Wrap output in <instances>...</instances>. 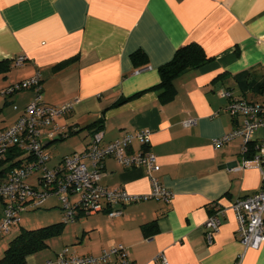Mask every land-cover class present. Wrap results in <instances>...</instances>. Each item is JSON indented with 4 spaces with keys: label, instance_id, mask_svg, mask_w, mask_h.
Segmentation results:
<instances>
[{
    "label": "crops",
    "instance_id": "obj_1",
    "mask_svg": "<svg viewBox=\"0 0 264 264\" xmlns=\"http://www.w3.org/2000/svg\"><path fill=\"white\" fill-rule=\"evenodd\" d=\"M187 44L198 45L210 61L177 77L175 95L165 101L156 89L158 68ZM135 54L141 56L136 66ZM19 57L25 61L15 67ZM0 71V90L38 74L45 105L72 104L54 120L60 131L52 139L42 137L48 169L86 150L99 126L102 145L149 130V149L159 167L154 177L173 195L168 203L124 206L113 219L106 212L79 213L24 264H55L64 248L97 257L118 245L135 264H159L153 261L158 254L168 264H264V245L243 248L230 209L236 200L260 191L258 164L249 155L243 170H232L241 162L240 139L213 146L242 122L224 112L229 100L222 92L264 101V0H0ZM33 98L32 90L0 95V114L15 110L0 130L12 126ZM189 116L196 125L182 127ZM140 149L134 142L128 153ZM86 166L92 169L88 161ZM99 170L100 184L108 189L133 196L151 190L142 168L106 158ZM51 199L40 209L60 211ZM213 206L223 208L225 216L208 244L203 224ZM48 225L23 229L18 224L14 237L20 230Z\"/></svg>",
    "mask_w": 264,
    "mask_h": 264
},
{
    "label": "built area",
    "instance_id": "obj_2",
    "mask_svg": "<svg viewBox=\"0 0 264 264\" xmlns=\"http://www.w3.org/2000/svg\"><path fill=\"white\" fill-rule=\"evenodd\" d=\"M25 61L24 57L15 59L14 66L19 67ZM32 90L34 98L27 104L22 115L10 127L0 130V166L11 152H20L11 162L19 165L6 173L0 174V202L2 216L0 219V238L9 229L19 224V215L29 210L40 208L49 198L58 202L64 224L76 221L79 213L86 216L106 212L109 219L122 214V207L150 200L171 201L172 193L162 186L154 174L159 171L155 156L151 153L149 130L128 133L120 139L102 145V132L96 131L89 147L81 153L64 157L53 169L47 168L49 156L44 151L42 137L52 139L60 129L54 120L68 113L72 104L61 106L45 105L41 98L40 77L32 78L0 90L2 97L11 96L17 92ZM221 96L229 100L224 112L231 117H239L242 122L230 133L214 140V148H219L229 142L240 139L241 162L232 168L241 171L245 167L247 156L258 164L261 176L259 192L240 198L230 206L238 225V239L243 248L258 249L264 245V101L249 102L234 99L230 92L224 91ZM197 123L195 118L187 117L181 122L182 127L189 128ZM261 132L259 139L254 134ZM140 146L137 153H128L132 144ZM252 153H249V150ZM106 158L114 159L125 168H142L147 174L151 190L146 195L133 196L122 189H108L100 184L101 163ZM86 161L92 169L88 170ZM5 167H0L3 170ZM34 176L35 182L26 181ZM213 210L203 224L204 236L211 243L225 216V210L213 206ZM153 261L168 264L163 254L155 256ZM46 264H50L47 262ZM55 264H135L129 260L125 249L115 246L102 252L100 256H78L64 248L56 255Z\"/></svg>",
    "mask_w": 264,
    "mask_h": 264
},
{
    "label": "trees",
    "instance_id": "obj_3",
    "mask_svg": "<svg viewBox=\"0 0 264 264\" xmlns=\"http://www.w3.org/2000/svg\"><path fill=\"white\" fill-rule=\"evenodd\" d=\"M140 57L139 54L132 56V62L135 66ZM209 61L210 59L206 57L203 50L196 44H187L177 49L172 59L158 68L160 83L156 89L159 91V98L165 101L172 99L175 95L173 81L183 73L198 69ZM97 125H100V121ZM94 126L96 124L90 127ZM100 128L99 126L96 131L100 130ZM249 153H252L251 149ZM20 155V152H11L10 155L8 154L6 161H10V163L3 170H0V174L17 167L19 165L18 161H11L14 157L17 158ZM64 226L65 224L60 222L34 230H20L18 235L8 243L0 259V264H24L27 256L45 249L47 247V241L59 237Z\"/></svg>",
    "mask_w": 264,
    "mask_h": 264
},
{
    "label": "rangeland",
    "instance_id": "obj_4",
    "mask_svg": "<svg viewBox=\"0 0 264 264\" xmlns=\"http://www.w3.org/2000/svg\"><path fill=\"white\" fill-rule=\"evenodd\" d=\"M4 115H7L6 119L4 118ZM15 115V110L10 109L7 112L0 114V129L2 128V126L4 125L5 122H7L8 119H12ZM3 130V129H2ZM52 162L49 163L48 166H51ZM34 176H31L30 178H28V180L26 181L27 183H31L32 184V180H33ZM48 202L45 205H50V203H53V199H48ZM45 207V206H44ZM44 207H42L41 209H34V210H29L26 211L25 213H22L19 215V227H22L23 229H30L32 227H38V225L44 226V225H48V223H54L57 221H61L62 222V214L61 212L57 209V208H53L50 210H45ZM52 221V222H50ZM71 223L69 224H65L66 227L70 226ZM39 226V227H41ZM12 228V229H11ZM10 229L12 230L11 233L8 234V236H4L0 239V246L1 244L3 245L2 247H0L1 252L4 251V244L6 242V244L8 243V241H10L12 239V237L15 236L16 234V229L14 230L15 227H11ZM4 243V244H3ZM5 244V246H6Z\"/></svg>",
    "mask_w": 264,
    "mask_h": 264
}]
</instances>
